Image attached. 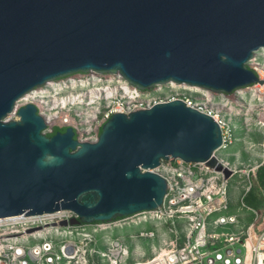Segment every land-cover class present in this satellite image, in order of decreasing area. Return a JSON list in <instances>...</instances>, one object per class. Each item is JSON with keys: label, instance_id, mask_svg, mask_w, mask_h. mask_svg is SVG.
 <instances>
[{"label": "water", "instance_id": "95a60500", "mask_svg": "<svg viewBox=\"0 0 264 264\" xmlns=\"http://www.w3.org/2000/svg\"><path fill=\"white\" fill-rule=\"evenodd\" d=\"M260 49L264 0H0V218L68 210L75 225L156 210L162 161L228 178L214 155L219 126L180 99L113 113L94 142L71 127L48 136L31 103L7 117L35 89L75 74L119 76L139 91L232 94L264 85L248 68Z\"/></svg>", "mask_w": 264, "mask_h": 264}, {"label": "built area", "instance_id": "2783aa9c", "mask_svg": "<svg viewBox=\"0 0 264 264\" xmlns=\"http://www.w3.org/2000/svg\"><path fill=\"white\" fill-rule=\"evenodd\" d=\"M254 61L255 53L250 63L253 65ZM249 69L258 79H264L260 76L258 64L250 66ZM165 86L167 85L155 86L152 92H149L160 93ZM171 86L193 89L204 94L208 100L213 95L185 85ZM245 89L261 92L264 85L255 84ZM124 93L122 100L116 103V110L102 116L99 127L113 113L127 114L150 108L157 103L180 99L186 106L212 117L217 123L221 131V146L218 150H226L232 143L231 130L224 121L195 98H181L178 94L162 98L155 94L145 100L139 98L141 91L134 88L133 95L130 96L128 87L124 89ZM126 97L127 102L124 100ZM66 122L67 120H63V123ZM262 163L264 148L260 164ZM222 164L231 170L228 178L203 163H185L178 159L172 162L162 161L154 170L167 184L161 206L153 211H144L109 222L72 225L69 219L76 216L68 210L0 218V264H100L99 258H106L107 264H125L128 251L119 239H112V232L151 221L184 223L183 242L149 261L133 264H264V219L257 232H228V225L233 224L235 218L222 215V212L228 207V181L234 171L227 164ZM246 176L245 191H248L251 184L248 175ZM97 236L99 238H96ZM97 239L109 242L107 252L96 250Z\"/></svg>", "mask_w": 264, "mask_h": 264}, {"label": "rangeland", "instance_id": "374dc122", "mask_svg": "<svg viewBox=\"0 0 264 264\" xmlns=\"http://www.w3.org/2000/svg\"><path fill=\"white\" fill-rule=\"evenodd\" d=\"M258 64L261 78L264 77V49L255 52V61L249 62L248 67ZM96 81V83H93ZM51 85V86H50ZM119 76L97 75L94 73L75 74L47 84L33 91L41 97L43 104L37 107V113L45 120V134H49L54 126L73 128L76 139L82 142H94L98 137L99 123L102 116L116 110V103L122 100L124 89L128 87L129 95H133V88L127 86ZM250 87V86H249ZM153 88L139 93L140 99L148 100L155 96L168 97L178 94L179 97H187L202 102L213 114L222 119L231 130L232 143L228 150H217L215 157L227 164L234 171L230 177L229 190L231 197L239 196L244 191L248 178L253 185L252 170L263 159L264 148V89L258 92L256 89H240L232 94H213L206 97L191 89L167 85L160 93H151ZM151 91V92H149ZM149 92V93H148ZM82 95V97H78ZM127 99H124L127 102ZM30 104L26 100H20L15 110L7 119H17V111L20 107ZM63 120H67L63 123ZM104 124V123H103ZM102 124V125H103ZM244 224L231 226L228 232L233 234H246L248 230L258 231L259 225L254 228L244 219ZM185 224L179 221L141 223L123 230L112 232V239H119L126 247L128 255L125 264L146 262L154 256L179 246L183 242ZM250 232V231H249ZM140 233H144L141 236ZM96 238H99L97 236ZM90 247V245L88 246ZM109 242L97 239L96 250L107 252ZM106 258H99L100 264H107Z\"/></svg>", "mask_w": 264, "mask_h": 264}, {"label": "crops", "instance_id": "0c3cea01", "mask_svg": "<svg viewBox=\"0 0 264 264\" xmlns=\"http://www.w3.org/2000/svg\"><path fill=\"white\" fill-rule=\"evenodd\" d=\"M229 148H227L226 150H228ZM262 162V160H261ZM260 162V163H261ZM257 164L256 168L259 167L261 164ZM256 168L254 170H252V178L254 180L253 185L255 186L256 182H255V171ZM246 175H248V173H245ZM251 184V183H250ZM252 186V185H251ZM247 191H245V186H244V191L239 195V196H235L232 195L231 190H229V183H228V188H227V210L225 212H222V215H226V216H232L235 218V222L231 225H228V229L231 228V226H235L236 224H244L246 221L244 220L246 217H249L250 220L248 223L251 224V226L254 228L257 227L258 225H260L262 219H264V214L261 216L258 211H256L255 209L245 205V203L243 202V197L246 194ZM264 199V197H263ZM217 216V215H216Z\"/></svg>", "mask_w": 264, "mask_h": 264}, {"label": "trees", "instance_id": "16d2710c", "mask_svg": "<svg viewBox=\"0 0 264 264\" xmlns=\"http://www.w3.org/2000/svg\"><path fill=\"white\" fill-rule=\"evenodd\" d=\"M101 127L99 128L100 133ZM65 127L54 126L48 136L54 135L56 132H64ZM76 138V135H75ZM255 186L252 185L243 197L245 205L255 209L262 216L264 214V163L256 168Z\"/></svg>", "mask_w": 264, "mask_h": 264}, {"label": "bare ground", "instance_id": "6f19581e", "mask_svg": "<svg viewBox=\"0 0 264 264\" xmlns=\"http://www.w3.org/2000/svg\"><path fill=\"white\" fill-rule=\"evenodd\" d=\"M93 83H96V81H94ZM171 85H174V84H171ZM32 93L26 95L22 100H26L31 104H35L38 108L41 107V105L43 104L41 97H38L35 93L34 94H32ZM78 97L80 98V97H82V95H79Z\"/></svg>", "mask_w": 264, "mask_h": 264}]
</instances>
